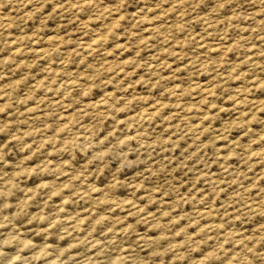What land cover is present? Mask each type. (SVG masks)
<instances>
[{"label":"rangeland","instance_id":"374dc122","mask_svg":"<svg viewBox=\"0 0 264 264\" xmlns=\"http://www.w3.org/2000/svg\"><path fill=\"white\" fill-rule=\"evenodd\" d=\"M0 264H264V0H0Z\"/></svg>","mask_w":264,"mask_h":264}]
</instances>
